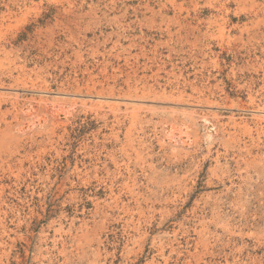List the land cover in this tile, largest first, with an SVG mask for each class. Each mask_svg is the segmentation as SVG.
<instances>
[{
	"label": "rangeland",
	"instance_id": "rangeland-1",
	"mask_svg": "<svg viewBox=\"0 0 264 264\" xmlns=\"http://www.w3.org/2000/svg\"><path fill=\"white\" fill-rule=\"evenodd\" d=\"M0 264H264V0H0Z\"/></svg>",
	"mask_w": 264,
	"mask_h": 264
},
{
	"label": "bare ground",
	"instance_id": "bare-ground-1",
	"mask_svg": "<svg viewBox=\"0 0 264 264\" xmlns=\"http://www.w3.org/2000/svg\"><path fill=\"white\" fill-rule=\"evenodd\" d=\"M15 93H17V92H15ZM89 100H91V99L89 98ZM43 104L45 105V103H43ZM45 106H46L44 108L45 112H48L53 117H61V119L67 117L68 115H70L71 112H72V109H73L72 108L73 104H70V106H69L67 104H64L63 102H50V103H48ZM26 109H27V111H25L26 112L25 114L27 115V117H29L28 118L29 120L25 124V126L20 129L21 131L25 130L26 128H31L33 126H37L38 127V126H40L43 123V121H45V119H47V118H43L45 116H43L41 118L37 117V115L35 114L36 110H35V108L33 106L27 107ZM37 112H38V110H37ZM34 117L36 119H34ZM202 122H203L204 127H205V132H206L207 138L212 137L214 135V131H215L214 123H212L206 117L202 118ZM185 126H186V124H185ZM165 129H166V139H168V140H170L172 142H175V143L176 142H180L182 144L184 143V144H187V145L191 142V138H190V135H189L186 127L181 126L180 124L178 125L175 122V123H170V124L166 125Z\"/></svg>",
	"mask_w": 264,
	"mask_h": 264
}]
</instances>
